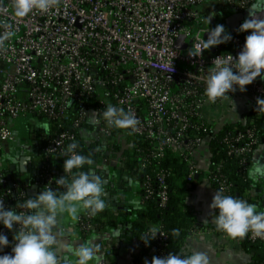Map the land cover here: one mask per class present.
Instances as JSON below:
<instances>
[{"label":"built area","instance_id":"built-area-1","mask_svg":"<svg viewBox=\"0 0 264 264\" xmlns=\"http://www.w3.org/2000/svg\"><path fill=\"white\" fill-rule=\"evenodd\" d=\"M257 1L54 0L47 11L34 9L21 18L14 15V0H0V36L12 33L0 44V152L15 140L12 122L37 115L51 120L65 117L70 100L81 98L84 101L75 106L78 118L74 126L95 112L99 117L93 123L95 132L106 140L113 127L100 114L108 104L123 108L138 120L135 131L128 130L150 139L155 144L156 157H161L163 149L169 147L185 154L189 166L186 179L191 180L199 167L190 159L202 145V139L184 138L188 117L194 114L203 119L200 110L223 99L213 103L204 95L206 78L215 67L212 62L229 54L235 58L250 34L246 32L243 37L234 34L228 43L201 54L198 45L208 28L205 17L210 8L216 9L213 25L209 27L224 25L227 15L246 13L257 6ZM181 35L184 40H179L180 46L175 47ZM189 52L196 53V57ZM247 86L256 100L264 98V84L258 78ZM188 100L191 102L187 103ZM138 101L145 103L142 113L136 105ZM73 138L61 134L46 151L55 152L64 139ZM224 142L228 154L242 156L251 151L256 140L254 132L247 129L245 135L237 133ZM206 174L205 179L230 195L231 185L225 179ZM42 177L47 180V189L51 180L47 173ZM157 180L162 186L159 193L162 206L166 200L162 173ZM11 192L25 198V191L17 183L7 185L6 174L0 169V201L4 205V197ZM22 204L18 203L14 210L27 213ZM90 227L91 224H83L80 229ZM14 228L19 231L18 225ZM4 231L10 243L1 255L11 253L15 243L13 232L6 228ZM245 236L250 241L264 240L251 231ZM159 237L161 241L165 239L163 233ZM161 252L156 250L154 256Z\"/></svg>","mask_w":264,"mask_h":264},{"label":"trees","instance_id":"trees-1","mask_svg":"<svg viewBox=\"0 0 264 264\" xmlns=\"http://www.w3.org/2000/svg\"><path fill=\"white\" fill-rule=\"evenodd\" d=\"M218 8V7H216ZM210 15V14H208ZM207 15V16H208ZM224 23V20H223ZM210 25H213L211 21ZM250 32V31H249ZM246 32H238L237 35L243 37ZM234 35L231 33V36ZM211 53V52H210ZM258 81L264 84V80L258 77ZM248 86L246 90H248ZM94 101L97 97L94 96ZM81 98L70 100L66 110V116L54 120L48 119L43 115L33 116L38 123L39 129L34 134L35 167L29 175L31 183H37L39 188L45 189L47 185L46 178L42 177L47 173L53 190L57 189L55 179L64 176L71 179L77 171L89 172L91 165L99 156H104L107 151L110 155L115 156L118 163L121 164V174L127 178V181L136 182L140 185V200L135 206H131L128 217L123 212L115 214L104 210L96 216H89L86 212L80 214L81 220L78 228L82 234L88 235L92 232H106L111 228L125 229L121 237L126 242H140L141 247L137 253L132 255V261L139 264H145V261H151L156 250L161 249L158 257L167 256L169 253L188 256L189 253L182 251V247L189 238L190 234L199 229L195 212L188 206V201L195 191L197 184L207 178L206 173H213L225 179L230 186V195L246 200L250 204L259 203V192L253 187L249 178V169L253 161L255 151L264 145V106L256 103L252 104L250 109L243 114V117L233 122H227L223 125H208L197 115L191 114L188 117V124L184 130V138L200 137L202 145L195 150L191 161L199 167L196 177L187 180L188 162L185 154L173 148H164L161 157L155 156V144L143 135H137L128 129L112 128V135L106 137L105 149L99 143L96 136L95 127L90 123V117H86L80 122V125L74 126L77 120L75 106L83 102ZM188 100L187 103H190ZM144 102L138 101L139 112L144 109ZM95 107V105H92ZM250 129L254 132L255 144L251 151L242 156L228 154V147L224 142L225 138L234 137L237 133L245 135V131ZM61 134L67 136L73 135L72 140L64 139L62 145L55 152L49 153L46 148L52 141L57 140ZM73 141L78 143L75 150L80 154L91 158L92 163L85 165L82 169H73L68 174L63 171V160L67 158L65 149ZM246 141V140H245ZM240 146V143L235 144ZM206 152L205 167L199 166L197 152L200 148ZM163 174V184L165 185V204L160 205L159 193L162 186L157 178ZM212 187L218 189L216 183L205 179ZM19 189L26 191L27 185L22 179L15 180ZM147 186V188H146ZM63 191V188L59 189ZM251 192V193H250ZM5 207L14 209L18 203H24L25 198L17 197V194L11 192L5 197ZM258 201V202H257ZM27 212L29 210L27 209ZM83 224H91L89 230L80 229ZM149 225H156L159 233L150 240L147 245L141 240L144 236L151 238L152 232ZM209 227V226H208ZM172 229H179V237L172 235ZM210 230L215 234H225L212 225ZM0 232L4 231L3 225H0ZM160 233L165 236L160 240ZM141 238V239H140ZM239 248L249 258V264H264V240L250 241L246 236L235 238Z\"/></svg>","mask_w":264,"mask_h":264},{"label":"clouds","instance_id":"clouds-1","mask_svg":"<svg viewBox=\"0 0 264 264\" xmlns=\"http://www.w3.org/2000/svg\"><path fill=\"white\" fill-rule=\"evenodd\" d=\"M54 0H14L13 10L16 17H25L34 9L47 11ZM212 15L205 17L208 25L207 39L201 40L198 52L211 47L225 44L231 41V33L226 31L223 24H217L214 28L209 25ZM238 32H249L245 37L242 50L234 58L231 54L227 58L216 57L213 60L215 67L211 68L206 78L204 95L209 102H215L218 98H227L229 93L246 91V86L252 84L258 77L264 80V18L256 13L249 14L248 18L237 29ZM12 33L0 36V44L9 39ZM196 57V53L189 52ZM258 105H264V99L257 98ZM235 105L233 107V112ZM104 121L118 129H130L135 131L138 120L131 112L118 108L112 104L106 105L100 114ZM90 123H96L99 117L93 112ZM14 135V134H13ZM78 143L73 141L67 145L63 160V171L72 172L73 169H82L91 164L90 157L75 151ZM252 175L264 176V161H258ZM104 179L94 172L77 171L69 180L64 176L55 179L58 186L56 190L47 187L40 191L34 198L29 197L21 207L30 210L27 213H18L11 207H5L0 201V225L13 232L14 246L11 253L0 255V264H62L54 251L57 243L56 226L58 217L67 214L73 221L78 219V214L83 211L89 216H96L106 208L105 192L103 190ZM63 188V191L59 189ZM214 214L211 215V223L217 230L224 232L232 238L244 237L250 231L256 236L264 238V211H258L256 205L248 203L244 199L232 195H226L221 187L216 190L209 205ZM203 222H209L205 219ZM18 225L19 231H14ZM118 236L119 232L114 230ZM152 236H144L141 240L147 245L159 233L158 229H151ZM172 235L179 237L180 230L172 229ZM8 236L0 232V252L9 246ZM68 253L75 257L74 264H88L91 260H98L99 246L94 241L71 248L65 245ZM63 264H73L65 257ZM99 264V261H98ZM145 264H210L209 256L203 251H193L191 255L182 256L169 253L164 257L153 256L151 261Z\"/></svg>","mask_w":264,"mask_h":264},{"label":"crops","instance_id":"crops-1","mask_svg":"<svg viewBox=\"0 0 264 264\" xmlns=\"http://www.w3.org/2000/svg\"><path fill=\"white\" fill-rule=\"evenodd\" d=\"M256 5V7L264 6V0H258ZM216 13V9L210 8L208 11V14L212 16ZM256 101L252 93H249L247 90L245 92L237 90L235 94L226 99L223 98L217 104L205 105L200 110V115L209 123L223 125L227 122H233L242 118L243 114L248 111ZM234 105L235 109L233 112ZM24 120H29L30 124L24 122ZM34 120L33 116H27L12 122L11 127L15 134V140L7 143L0 152V169L6 174L7 185L13 182L17 183L15 180L18 179L26 181L27 188L25 192L27 199L29 197L34 198L40 191H43L36 182L31 183L28 175L31 170L34 171L36 164L33 154L35 143L33 132L39 128L36 126L38 123ZM98 138L100 145L105 149L106 140L102 137ZM21 151H23L25 155L30 156L31 161V164L27 167L25 172L19 170V158L17 156ZM197 158L199 160V166L204 168L206 152L203 147L197 152ZM258 161H264V145L255 151L248 173L253 187L256 189H264V176L254 177L252 175V170ZM12 165L15 168L11 169ZM91 167L89 171L100 175L105 181L103 186L106 199L105 209L113 214L123 212L122 214L128 217L130 215L129 210L131 206H135L140 200V195L138 193L140 185L136 182L127 181V178L121 174V164L118 163L115 156L110 155L107 151L104 156H99L98 159L92 163ZM258 192L259 203L255 204L257 208L261 207L260 197L263 191ZM214 194L215 190L205 178L197 184L195 191H193L188 201V206L196 214L199 229L190 234L182 247V251L190 255L193 251L206 252L209 256L210 264H249L248 256L239 248L235 240L227 234H215L210 230V226L213 225L211 223V215L214 214V210H211L209 205ZM82 212L83 211L78 214V218ZM127 212L129 215H127ZM205 219H208L209 222H203ZM77 222L78 219L73 221L67 214L58 217L56 226L58 235L54 251L62 264L65 257L71 260L73 264L75 261V257L68 253L65 245L75 248L81 244L86 245L88 241H94L100 248L98 260H91L88 264H98V261L99 264H132V255L138 252L141 243L135 241L131 243L126 242L124 238L121 237L125 229L111 228V230L106 232H92L88 235H84L79 230ZM149 228L150 230L152 228L158 229L156 225H149ZM114 230L119 232L118 236L115 234Z\"/></svg>","mask_w":264,"mask_h":264},{"label":"water","instance_id":"water-1","mask_svg":"<svg viewBox=\"0 0 264 264\" xmlns=\"http://www.w3.org/2000/svg\"><path fill=\"white\" fill-rule=\"evenodd\" d=\"M251 13H256V15L260 18H264V7L263 6H259V7H255L253 9H251L250 11H247L246 13L240 12V13H234V14H230L227 15L224 18V25L225 27L229 30L230 33L236 34L237 33V29L239 28V26L244 22V20L246 18H248L249 14ZM203 37L205 39H207V33H205L203 35ZM179 40L182 41L184 40V36L181 35L178 37V40L175 43V47H179ZM182 48H185V44L182 45ZM214 47L210 48V51H213ZM252 101V100H251ZM30 156L28 155H22L19 158V170H21L22 172H25L27 167H29L30 163ZM15 168L13 165L11 166V169ZM196 177V175H195ZM25 183H27L26 181H24ZM257 191H263L260 199H261V207H258L257 210L258 211H264V189L259 188Z\"/></svg>","mask_w":264,"mask_h":264},{"label":"flooded vegetation","instance_id":"flooded-vegetation-1","mask_svg":"<svg viewBox=\"0 0 264 264\" xmlns=\"http://www.w3.org/2000/svg\"><path fill=\"white\" fill-rule=\"evenodd\" d=\"M263 7H264V6H263ZM226 30L229 32L228 29H226ZM22 155H25V154L23 153V151L19 152L17 157L20 158Z\"/></svg>","mask_w":264,"mask_h":264},{"label":"rangeland","instance_id":"rangeland-1","mask_svg":"<svg viewBox=\"0 0 264 264\" xmlns=\"http://www.w3.org/2000/svg\"><path fill=\"white\" fill-rule=\"evenodd\" d=\"M24 122H26V123H29V124H30V121H29V120H26V121L24 120Z\"/></svg>","mask_w":264,"mask_h":264}]
</instances>
